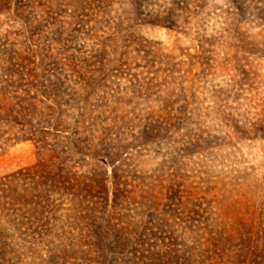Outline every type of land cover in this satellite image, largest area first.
<instances>
[{
	"label": "rangeland",
	"instance_id": "1",
	"mask_svg": "<svg viewBox=\"0 0 264 264\" xmlns=\"http://www.w3.org/2000/svg\"><path fill=\"white\" fill-rule=\"evenodd\" d=\"M0 107V264H264V0H0Z\"/></svg>",
	"mask_w": 264,
	"mask_h": 264
},
{
	"label": "trees",
	"instance_id": "2",
	"mask_svg": "<svg viewBox=\"0 0 264 264\" xmlns=\"http://www.w3.org/2000/svg\"><path fill=\"white\" fill-rule=\"evenodd\" d=\"M163 21H156V22H158V24H161V25H165V24H169V25H173V23L171 22V21H164V19H162ZM34 83H29V85H28V89L30 90L31 88H36V86L35 87H33L34 85H33ZM25 92H27V91H25ZM39 92H42V91H39ZM27 99H35V97H29V98H22V99H19L22 103H24L25 102V100H27ZM0 109H2L1 107H0ZM1 120H6V119H4V118H2V117H0V121ZM37 166V165H36ZM34 167L35 166H32V167H30V168H28L27 169V171H29V170H32V169H34ZM40 175H38L37 173H35V176H40V178H45L44 177V175H42L41 173H39ZM113 178H115L116 180L118 179L117 177H116V171H114L113 172ZM0 184L1 185H4L5 183H4V180L3 181H0ZM36 184V183H35ZM115 184H117V183H115ZM98 185H99V187H101V189H102V191H105V186H104V183H103V181H99V183H98ZM9 188L10 187H8L7 189H2V187H1V189H0V193L1 194H3V197H4V194L9 190ZM117 189V188H116ZM8 195H5V197H7Z\"/></svg>",
	"mask_w": 264,
	"mask_h": 264
}]
</instances>
